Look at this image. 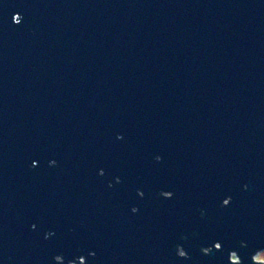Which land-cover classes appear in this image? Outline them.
I'll use <instances>...</instances> for the list:
<instances>
[{"label": "water", "instance_id": "obj_1", "mask_svg": "<svg viewBox=\"0 0 264 264\" xmlns=\"http://www.w3.org/2000/svg\"><path fill=\"white\" fill-rule=\"evenodd\" d=\"M260 250L264 0H0V264Z\"/></svg>", "mask_w": 264, "mask_h": 264}, {"label": "rangeland", "instance_id": "obj_2", "mask_svg": "<svg viewBox=\"0 0 264 264\" xmlns=\"http://www.w3.org/2000/svg\"><path fill=\"white\" fill-rule=\"evenodd\" d=\"M233 258H235V255H232ZM256 260L262 261V264H264V250H260L257 252V254L254 256Z\"/></svg>", "mask_w": 264, "mask_h": 264}]
</instances>
